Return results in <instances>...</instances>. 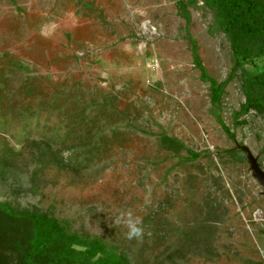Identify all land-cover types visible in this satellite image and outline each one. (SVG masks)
<instances>
[{
    "label": "rangeland",
    "instance_id": "rangeland-1",
    "mask_svg": "<svg viewBox=\"0 0 264 264\" xmlns=\"http://www.w3.org/2000/svg\"><path fill=\"white\" fill-rule=\"evenodd\" d=\"M182 1L187 18L175 0H0V202L44 210L130 264H264V195L235 154L245 146L264 172V112L233 116L264 61L230 76L213 11ZM194 56L226 81L215 106ZM127 209L141 239L115 223Z\"/></svg>",
    "mask_w": 264,
    "mask_h": 264
},
{
    "label": "trees",
    "instance_id": "trees-1",
    "mask_svg": "<svg viewBox=\"0 0 264 264\" xmlns=\"http://www.w3.org/2000/svg\"><path fill=\"white\" fill-rule=\"evenodd\" d=\"M175 2L182 16L187 18L183 1ZM204 3L213 11L216 27L228 41L234 58L230 76L248 60L262 58L264 61V0H204ZM194 63L201 79L208 84L211 105H217L226 81L217 83L210 78L195 56ZM245 88L244 102L234 113V119L250 110L256 113L264 112V70L247 75ZM216 121L221 131L232 139L233 133L217 116ZM244 123V120H235L234 125ZM160 142L168 148L183 149L180 142L163 134L160 136ZM49 143L51 142H47L45 147H48ZM44 148L40 149V155L46 154L43 153ZM97 149L92 146L85 154L96 152ZM186 153L191 160L200 157L199 153L188 149ZM235 154L243 157L240 152ZM68 155L75 158L77 153L71 151ZM70 158L57 156L54 159L55 165L67 168V161ZM3 169V164L0 163V175ZM196 235V231H191L184 235V238L195 244L192 239L197 237ZM177 253L179 254L178 251ZM177 253L173 252L172 256H176ZM0 264H130V262L126 255L116 250L115 246H107L97 237L90 238L85 234L71 231L67 222L44 210L19 209L3 201L0 202Z\"/></svg>",
    "mask_w": 264,
    "mask_h": 264
},
{
    "label": "clouds",
    "instance_id": "clouds-1",
    "mask_svg": "<svg viewBox=\"0 0 264 264\" xmlns=\"http://www.w3.org/2000/svg\"><path fill=\"white\" fill-rule=\"evenodd\" d=\"M116 224H123L127 229L125 236L127 239H141L144 235L143 219L140 216L134 215L131 209H127L121 212L116 217Z\"/></svg>",
    "mask_w": 264,
    "mask_h": 264
},
{
    "label": "water",
    "instance_id": "water-1",
    "mask_svg": "<svg viewBox=\"0 0 264 264\" xmlns=\"http://www.w3.org/2000/svg\"><path fill=\"white\" fill-rule=\"evenodd\" d=\"M238 150L245 156L247 169L250 172L251 178L261 189V194L264 195V172L259 168L256 159L245 146L238 147Z\"/></svg>",
    "mask_w": 264,
    "mask_h": 264
}]
</instances>
